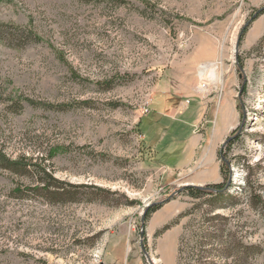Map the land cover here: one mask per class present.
I'll list each match as a JSON object with an SVG mask.
<instances>
[{
	"label": "rangeland",
	"instance_id": "374dc122",
	"mask_svg": "<svg viewBox=\"0 0 264 264\" xmlns=\"http://www.w3.org/2000/svg\"><path fill=\"white\" fill-rule=\"evenodd\" d=\"M263 7L0 0V22L32 32L0 43V264H168L155 233L177 219L174 264H264V11L252 20ZM156 90L199 97L212 127L217 106L234 105L223 197L175 195L190 174L155 169L164 145L152 161L138 124ZM170 201L172 218L152 213L142 231L146 211Z\"/></svg>",
	"mask_w": 264,
	"mask_h": 264
},
{
	"label": "crops",
	"instance_id": "0c3cea01",
	"mask_svg": "<svg viewBox=\"0 0 264 264\" xmlns=\"http://www.w3.org/2000/svg\"><path fill=\"white\" fill-rule=\"evenodd\" d=\"M162 87H166V84L164 83ZM158 94L161 99L158 101L156 110L149 111L148 107V112L140 117L138 124L139 130L142 127L140 137L144 146L152 151V161L159 155V145L162 143L164 145L165 156L163 159L165 162L155 169L173 174H176L177 171L190 174L189 184L194 187L220 183L222 178L218 154L223 136L226 135L230 127L229 122L233 118L234 105L227 98L223 104L217 106L215 124L212 127L209 124L210 121L204 120L208 108L203 106L199 97L183 101L184 95L181 93L156 90L150 101L155 102L154 98ZM191 105L192 110H190ZM176 127L180 132L176 131ZM145 131L152 132L156 138L147 141L143 134ZM180 136H183L184 140L178 156L175 154L174 146ZM175 209L176 206L171 205V201L163 204L154 212L158 215L156 221L160 220L162 224L167 223L172 218ZM156 227L158 228L155 225L154 228ZM179 236L180 231L176 225L157 237L158 253L168 264H174L178 254ZM105 257L110 260V248L105 253Z\"/></svg>",
	"mask_w": 264,
	"mask_h": 264
},
{
	"label": "trees",
	"instance_id": "16d2710c",
	"mask_svg": "<svg viewBox=\"0 0 264 264\" xmlns=\"http://www.w3.org/2000/svg\"><path fill=\"white\" fill-rule=\"evenodd\" d=\"M262 13H263V11L258 12L255 16H253L252 20H255V18L258 17L259 15H261ZM24 31L20 27H15L12 24L0 22V43L5 44L6 46L12 47L13 41L18 42V41H20V39L24 40L25 38L32 35L31 31H27V30H26V32H24ZM243 33H245V29H244ZM263 41H264V37L261 38L260 43H262ZM7 42H9L10 44L7 45ZM18 45L21 46V44H18ZM236 133H237V129H235L232 132V134L225 140L224 145H222L220 150H219L218 158H219V163H220V175H221L222 181L218 184L208 185L205 187L185 186V187L179 189V193H181V192L186 193L188 195V197L193 199V200H199V199H202L204 197L221 198L225 195V192L228 190V188L230 186V184H229V186L226 187L227 183H228V181H230V179L228 178V175L226 173L227 172L226 164H225L226 160L222 154V149H224V147L227 144H230V142H233L235 139H237V136H235ZM3 162H7V158L3 154L0 153V163H3ZM3 166L7 167V165H3ZM230 183H231V181H230ZM163 204H165V203H159V204H156V205L150 207L145 213L144 222L147 221L150 214H152L156 210H158ZM190 210H188L184 213H181L178 218H181L183 216H186L187 214H190L191 213ZM178 222H179V220L177 219L174 222L163 226L160 230H158L155 233V236L158 237L164 231L168 230L170 227L178 225ZM205 222H208V221H205ZM202 238H203L202 236L196 237L195 244L197 245V243H198L200 245V247H202L201 246L202 244L200 243L201 242L200 240H202ZM181 240H182V238H179L178 252H180Z\"/></svg>",
	"mask_w": 264,
	"mask_h": 264
},
{
	"label": "water",
	"instance_id": "95a60500",
	"mask_svg": "<svg viewBox=\"0 0 264 264\" xmlns=\"http://www.w3.org/2000/svg\"><path fill=\"white\" fill-rule=\"evenodd\" d=\"M261 11H264V7H263L262 9H260L258 12H261ZM258 12H257V13H258ZM229 184H230V181H228L226 187H228ZM186 186H190V185H186ZM177 194H179V190L175 193V195H177ZM175 195H174V196H175ZM174 196L169 197V198H168V201L171 200ZM143 222H144V221H142V224H141V229H142V231L144 230ZM148 263L150 264L149 261H148Z\"/></svg>",
	"mask_w": 264,
	"mask_h": 264
},
{
	"label": "bare ground",
	"instance_id": "6f19581e",
	"mask_svg": "<svg viewBox=\"0 0 264 264\" xmlns=\"http://www.w3.org/2000/svg\"><path fill=\"white\" fill-rule=\"evenodd\" d=\"M206 66V65H205ZM208 69V68H207ZM213 74V70H211V72H210V75H212ZM212 77V76H211Z\"/></svg>",
	"mask_w": 264,
	"mask_h": 264
},
{
	"label": "built area",
	"instance_id": "2783aa9c",
	"mask_svg": "<svg viewBox=\"0 0 264 264\" xmlns=\"http://www.w3.org/2000/svg\"><path fill=\"white\" fill-rule=\"evenodd\" d=\"M148 112V110H146V113Z\"/></svg>",
	"mask_w": 264,
	"mask_h": 264
}]
</instances>
